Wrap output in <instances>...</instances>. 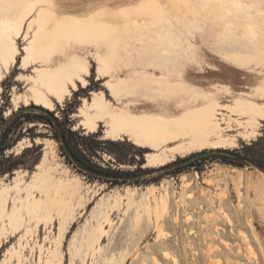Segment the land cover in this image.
Here are the masks:
<instances>
[{"label":"rangeland","instance_id":"374dc122","mask_svg":"<svg viewBox=\"0 0 264 264\" xmlns=\"http://www.w3.org/2000/svg\"><path fill=\"white\" fill-rule=\"evenodd\" d=\"M65 1L71 5L102 6L125 0ZM238 3L255 21L245 26L225 22L222 36L213 34L212 39L204 42L194 29L195 22L186 26L180 18L174 21L173 12L168 10L159 35H144L139 43L132 41V53L149 64L164 65L162 59L166 56L186 71L188 78L182 83L191 84L197 92L208 91L222 105L244 97L264 106V97L258 92L259 83L264 80V61L252 59L246 68H238L223 54L236 50L258 57L264 55V0ZM181 44L189 49L177 50ZM195 47L200 50L199 58L193 51ZM104 51L96 46L82 49L90 69L94 65L89 57L98 60L94 53ZM170 67L174 69L175 65ZM31 69L14 66L9 72L18 76ZM130 74L121 77L128 78L133 75ZM116 79L117 76L107 79L102 76L99 82L89 81L90 88L87 93L81 91L79 99L90 98L92 91L101 90L112 98L106 83ZM2 84L0 148L22 154L19 158L12 157V161L20 160L13 171L21 173L22 185L26 186L32 181L29 176L34 174L28 165L36 161L40 168L35 175L49 177L43 187L50 189V185L59 182L66 185L68 193L66 200L47 206L50 215L40 222L25 214L20 229L8 224L5 232H0L3 238L0 244L9 239L10 233H19L15 246L5 248L0 264H40V256L43 260L50 258L49 264H69V261L70 264H175L174 257L179 264H264V175H261L264 170L251 161V158L264 160V119H258L257 133L252 137L243 135V127L234 125L227 129L228 134L236 137L235 145L217 148L197 145L190 151L177 153L165 165L148 167L146 152L151 149L140 148L133 142L121 145L120 138H107L103 123L96 132L81 127L80 117L74 115L81 103L71 112L66 110V104L61 107L60 103L50 109L36 104L25 82L10 78V92L8 84ZM222 111L228 113L227 109ZM259 138L263 140L248 152L250 159L243 166L237 165L233 158L237 150ZM25 152L27 155H23ZM78 160L99 174L84 171L75 162ZM184 174L192 181L189 186L182 180ZM162 182L170 192V203L157 224L147 209L153 203L151 187L161 186ZM3 185L8 183L0 182V189ZM37 190V186L33 187V194L41 199ZM100 224H104L107 232L96 240ZM28 228L31 231L27 233ZM20 238L25 248L19 255ZM66 245L71 255L66 252ZM164 249L169 250V256Z\"/></svg>","mask_w":264,"mask_h":264},{"label":"bare ground","instance_id":"6f19581e","mask_svg":"<svg viewBox=\"0 0 264 264\" xmlns=\"http://www.w3.org/2000/svg\"><path fill=\"white\" fill-rule=\"evenodd\" d=\"M239 1L242 0H165L164 3L162 0H125L115 5L98 6L92 3L71 5L69 1L65 0H49L51 6L57 9L60 14L48 15L45 13V16L39 19L36 16L23 19L33 10V5L39 3V0H0V30H3L4 26L20 24L25 35L35 37L36 43L31 45L32 50L29 53L31 59L25 62L23 67H20L23 70L32 67L31 72L21 73L18 76L21 77L20 81L25 82V87L31 91L36 104L50 109H54L56 103L62 104L66 85L62 86V76L42 59L49 31L58 28L61 32L79 35L81 39L75 42V46L78 48L77 59L86 64H88V60L87 55L82 52L83 48L96 46L105 49L103 53L97 52L94 55H97L101 63V77L105 70L110 73L109 76L112 78L117 76L115 81L108 80L106 83L112 85L111 91L117 95L116 97L111 96L112 99L105 91L101 90L92 91L90 98L84 96L81 98L83 102L74 115L80 117L78 123L86 131L96 132L103 123L107 138L117 139L127 135L126 131H122V128L125 127L124 117L127 114L137 115V113L131 107H124L130 102L123 93L134 88L158 90L191 114L196 121V129L188 133L192 136L177 132L173 125L158 123L139 124L137 125L139 130L131 133L134 140L140 141L136 145L140 148L151 149L146 152L147 166L156 167L165 165L173 160L177 153L190 151L197 145L203 147L211 145L216 148L235 145L236 137L227 132V129L234 125L243 127L244 130L241 131L243 135L254 136L259 125L258 119H264V106L256 100L244 97H237L232 104L222 105L208 91L197 92L191 84L182 83L188 76L186 71L178 66L179 64H175L166 56L162 59L164 65L149 64L132 53L130 44L132 41L141 42L144 35L147 37L152 34L159 35L160 28L164 26L168 18V10L173 12L172 19L174 21L180 18L186 26L195 22L194 29L197 35L202 37L204 42H208L209 39H212L213 34L222 36L226 26L225 22H237L245 26L249 21H255L256 18L242 11ZM3 3H7V5L4 6ZM165 4L167 8L164 6ZM73 12L75 14H72ZM17 46H20L19 41H17ZM23 46L29 47L30 45ZM262 46L264 47V39ZM3 48V43H0V50ZM181 49L186 52L189 48L181 44L177 50ZM195 49L193 51L199 58L200 50L198 47ZM223 54L234 61L238 68H246L252 59L257 60L258 63L264 61V55L258 57L257 54H243L236 50L223 52ZM198 58L197 61L200 62ZM16 60L18 57L13 56V61ZM172 65H175L174 69L169 68ZM10 70L11 68L4 74L7 75ZM129 73L133 75L128 78L121 77L122 74ZM189 81L191 80L189 79ZM191 83L196 82L191 81ZM0 89H3L2 81H0ZM258 92L264 97V80L259 83ZM1 93L2 91H0V97ZM14 100H16L15 97ZM223 109L228 110L226 115L222 111ZM242 133L240 134L242 135ZM173 141L179 142L171 145ZM20 174L18 171L15 182L3 185L0 189V222H2L0 223V232L2 233L5 232L8 224L14 229H20L24 225L25 214L27 215L30 203L29 197H31L34 208L41 200L33 194V187H43L49 178L38 173L35 175L36 183L31 181L23 186ZM261 175H264V172H261ZM182 180L185 186H189L192 182L186 174L183 175ZM49 188L60 193L56 203L66 200L68 193L66 185L57 182L50 185ZM159 188H162L163 191L161 192ZM23 192L26 194L23 195ZM150 195L153 197V203H149L147 211L154 222L158 224L170 203V192L162 182L161 186L151 187ZM10 198L16 207L15 216L9 206ZM47 215L50 213H47L46 210L36 212L28 218L40 222ZM228 219L232 222L231 217ZM106 221H108V217H106ZM98 229L99 235L96 240H100L107 232L104 224H100ZM30 231L31 229L28 228L27 233ZM161 231L162 229H160ZM243 236L249 238L248 235L243 234ZM251 247L250 249L253 248ZM23 248L25 246L20 238L19 249H16L19 255ZM163 251L166 256L170 255L169 250L164 249ZM173 260L175 264H179L176 257ZM50 261V258L43 260L40 256V264H49Z\"/></svg>","mask_w":264,"mask_h":264},{"label":"snow or ice","instance_id":"6c2138e0","mask_svg":"<svg viewBox=\"0 0 264 264\" xmlns=\"http://www.w3.org/2000/svg\"><path fill=\"white\" fill-rule=\"evenodd\" d=\"M45 13L48 15L60 14L57 9L51 6L49 0H39V3L33 5V10L26 14L23 19H29L31 16H36L39 19L45 16ZM72 14L75 13L73 12ZM79 39H81V37L75 33L61 32L58 28L53 29L48 33L47 44L42 56L44 62L54 69L57 74L62 76V86L66 85V88L64 101L61 107L66 104V110L68 112L74 111L76 105L83 102L79 99L80 93L81 91L87 93L91 86L89 81L95 80L99 82L101 79V63L99 60L94 57H89L94 65L90 70L88 64L77 59L78 48L75 46V42ZM17 41L21 42L20 46H17ZM0 43L4 45L3 50H0V81L8 84L10 78L19 80L21 77L17 76L14 71L8 72L7 75L4 73L14 66L23 67L24 63L31 59L29 56L32 50L31 45L36 43V39L34 36L30 37L25 35L22 31V25L15 24L4 26L3 30H0ZM23 45L30 46L24 47ZM13 56L20 57V59L13 61ZM102 75L107 79L110 73L105 70L102 72ZM111 88V84L106 86V90H109L110 96L116 97L117 94L112 92ZM7 90L9 92L11 91L10 84H8ZM0 91H3V89H0ZM123 95L128 97L130 102L129 105H125L124 107H131L137 115L127 114L124 117L123 123L125 127L122 128V131H126L128 134L120 138L121 145L130 142H134L135 144L140 143L138 139L134 140L131 133L133 131H138L137 125L142 123L173 125L177 132L185 135H188L190 131L196 129L194 117L187 113L183 107L178 106L175 101L168 99L158 90H140L139 88H134L125 91ZM0 115H3L2 111H0ZM9 147L11 148V146ZM21 155L20 152L12 151L8 153L5 152L3 148H0V182L12 183L13 180L17 178V173L13 171V168L20 163V160L17 159L16 161H12V157L15 156L19 158ZM23 155H27V153L25 152ZM7 163H11L12 167H3V165ZM28 166L34 170V174L29 176V179L36 183L35 172L39 170L40 165L34 161ZM20 171L22 172L23 170L21 169ZM24 174L28 175V173ZM37 194L41 197V200L37 202L38 206L35 208L32 206L31 197H29L30 203L27 208L28 217H31L36 212L46 211L48 205L55 206L60 196L58 191L46 189L44 187H39ZM53 197H55V199H53ZM9 206L12 209V214L15 216L16 207L14 203H10ZM18 235V232H12L9 234V239L0 244V257L5 255V248L15 246L14 242ZM2 239L3 238L0 237V240ZM65 250L71 255V249L67 245L65 246Z\"/></svg>","mask_w":264,"mask_h":264},{"label":"trees","instance_id":"16d2710c","mask_svg":"<svg viewBox=\"0 0 264 264\" xmlns=\"http://www.w3.org/2000/svg\"><path fill=\"white\" fill-rule=\"evenodd\" d=\"M262 140L263 138H259L256 141L252 142L251 145H244L242 149L237 150L236 157H233L235 159V163L237 165L243 166L246 163V160L250 159L249 157H251L250 154L248 153L249 150H251L254 147V145L258 144ZM67 151L69 152V150ZM251 159H252L251 161H253L256 165H258L264 170V160L262 158H251ZM75 162L84 171H87L93 174H99L96 169L90 166H87L86 164L82 163L80 160L75 161ZM112 177L116 178L117 176H112Z\"/></svg>","mask_w":264,"mask_h":264},{"label":"water","instance_id":"95a60500","mask_svg":"<svg viewBox=\"0 0 264 264\" xmlns=\"http://www.w3.org/2000/svg\"><path fill=\"white\" fill-rule=\"evenodd\" d=\"M0 139H1V136H0ZM210 151H206L205 153H209ZM187 161V160H186ZM179 163H177V165H178Z\"/></svg>","mask_w":264,"mask_h":264}]
</instances>
